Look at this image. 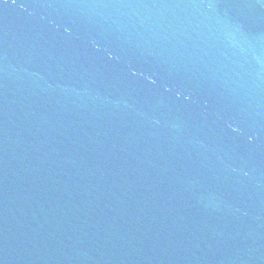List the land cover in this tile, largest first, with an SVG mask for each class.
<instances>
[{
    "label": "water",
    "instance_id": "95a60500",
    "mask_svg": "<svg viewBox=\"0 0 264 264\" xmlns=\"http://www.w3.org/2000/svg\"><path fill=\"white\" fill-rule=\"evenodd\" d=\"M0 264H264V0H0Z\"/></svg>",
    "mask_w": 264,
    "mask_h": 264
}]
</instances>
